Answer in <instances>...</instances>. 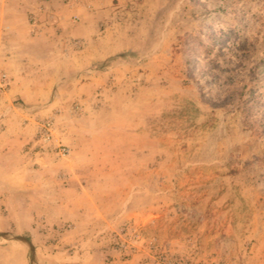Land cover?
Here are the masks:
<instances>
[{"label": "rangeland", "instance_id": "obj_1", "mask_svg": "<svg viewBox=\"0 0 264 264\" xmlns=\"http://www.w3.org/2000/svg\"><path fill=\"white\" fill-rule=\"evenodd\" d=\"M54 15L48 45L0 38V133H27L0 264H264V0H115L81 39Z\"/></svg>", "mask_w": 264, "mask_h": 264}, {"label": "crops", "instance_id": "obj_2", "mask_svg": "<svg viewBox=\"0 0 264 264\" xmlns=\"http://www.w3.org/2000/svg\"><path fill=\"white\" fill-rule=\"evenodd\" d=\"M114 2L115 0H83L82 3L81 0L17 1L11 11L8 8V1L0 0V38L16 39L21 37L23 42H27V44L31 42L46 43L47 45L52 43L56 35H53V29L50 25L51 19L47 18L46 23L44 22L46 19L45 11L48 10L55 14L52 18L57 21L62 36L78 39L88 38L95 34L99 24L107 22V19L110 18L113 13ZM9 11L13 12L14 16ZM28 12L35 13L37 23L31 24L29 22ZM18 30L22 32L21 35H18ZM13 90H15L13 87L10 88L7 98ZM5 114H7L6 119L8 123L10 121V125L19 124V120L22 119L20 117L22 113L14 106H9ZM11 119L14 120L11 121ZM21 129L15 125V130L8 127V132L0 133V153L9 145L10 148L20 144V138L25 140L27 133Z\"/></svg>", "mask_w": 264, "mask_h": 264}, {"label": "built area", "instance_id": "obj_3", "mask_svg": "<svg viewBox=\"0 0 264 264\" xmlns=\"http://www.w3.org/2000/svg\"><path fill=\"white\" fill-rule=\"evenodd\" d=\"M31 20H34V16H31ZM35 22V21H34ZM9 84V78L5 71L0 69V96L2 95L3 91L7 88ZM52 126L51 121L43 122L42 126L40 127L41 137L43 141H49L51 139L52 133L50 131ZM61 156H65L69 153V150L66 147H62L59 149L58 152Z\"/></svg>", "mask_w": 264, "mask_h": 264}]
</instances>
